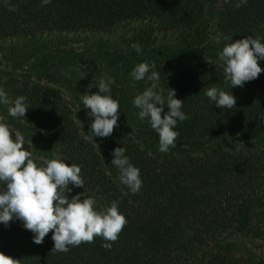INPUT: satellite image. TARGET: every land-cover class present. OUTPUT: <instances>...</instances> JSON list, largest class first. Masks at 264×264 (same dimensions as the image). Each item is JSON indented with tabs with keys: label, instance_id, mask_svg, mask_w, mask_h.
Here are the masks:
<instances>
[{
	"label": "trees",
	"instance_id": "16d2710c",
	"mask_svg": "<svg viewBox=\"0 0 264 264\" xmlns=\"http://www.w3.org/2000/svg\"><path fill=\"white\" fill-rule=\"evenodd\" d=\"M8 3L16 5L17 11H9ZM238 3L51 0L41 6L42 0H0V44L48 34L105 32L123 23L150 21L177 34L182 47L176 55L192 60L207 48L211 34L203 25L207 13L215 17L213 33L232 42L252 36L264 43V0H247L236 8ZM160 64L150 61V72L160 73L157 89L166 97L167 89L175 90V98L184 101L181 110L190 117L177 122L175 147L160 152L158 134L147 119L148 132L123 130L121 112L112 135L98 137L112 159L113 149L122 147L129 162L139 168L143 183L137 198L109 176L105 156L84 139L64 94L46 86L31 89L27 83L16 93L11 89L19 83L13 81L8 87L10 100L24 96L29 108L23 120L49 138L62 162L81 168V189L99 200L96 210L118 201L127 224L110 250L101 247L104 241L96 237L91 244L70 246L67 253H50L54 247L51 232L42 245H36L33 234L23 226L0 224V253L20 264H264V123L260 119L264 71L242 88H230L221 64L199 62L186 71ZM213 86L236 98L233 109H219L207 98L205 90ZM115 93L119 110L125 109V95L121 90ZM10 130L15 139V131ZM24 149L30 151L25 143ZM33 160L37 166H46ZM238 237L257 240L259 249L251 256L226 250L238 249Z\"/></svg>",
	"mask_w": 264,
	"mask_h": 264
},
{
	"label": "clouds",
	"instance_id": "9594fccd",
	"mask_svg": "<svg viewBox=\"0 0 264 264\" xmlns=\"http://www.w3.org/2000/svg\"><path fill=\"white\" fill-rule=\"evenodd\" d=\"M49 3L51 0H42L41 6ZM246 3L247 0H240L235 7L240 8ZM8 10L15 12L17 6L8 3ZM216 42L219 43V38ZM131 47L137 54L142 51L138 43ZM218 57L224 66V82L230 88H242L246 82L254 81L264 71L258 63L264 60V43L259 38L248 36L228 43L218 53ZM130 75L135 82H150V86L136 95L132 103L139 109V119H147L158 134V150L167 153L175 147L179 135L174 131L177 122L190 119L181 110L184 101L175 98L173 89H167L166 99L156 91L160 73L150 72L147 62L136 65ZM114 84L115 80L105 75L99 81L98 93L86 92L80 95L83 107L90 109L86 115L92 118L89 131L84 135L87 141L93 143V137L108 138L114 128L118 127L120 106L111 96V86ZM132 86L135 87V84ZM205 95L219 109L231 110L236 105V98L231 93L216 86L206 89ZM25 100L24 96L10 100L6 91L0 88V104L9 105L7 111L10 117L24 119L29 109ZM165 107L167 112H164ZM260 119L264 123V113ZM3 120L4 117L0 116V224L8 227L11 221L22 222L23 228L33 234V243L36 245H42L44 238L51 232L54 247L50 253H67L70 246L91 244L96 237L104 241L101 247L110 250L127 224L125 216L119 212V202L113 201L103 211H97L96 200L92 197L79 193L69 198L67 194L72 192L69 185L75 188L84 186L81 168L75 164L69 166L58 157L46 161V166H37L32 159V152L24 149L23 135L16 132L13 139L9 126ZM111 154V165L119 170V182L132 194L139 192L143 183L139 168L129 162L124 148L117 147ZM81 195L85 197L83 200ZM0 264H20V260L0 253Z\"/></svg>",
	"mask_w": 264,
	"mask_h": 264
},
{
	"label": "rangeland",
	"instance_id": "374dc122",
	"mask_svg": "<svg viewBox=\"0 0 264 264\" xmlns=\"http://www.w3.org/2000/svg\"><path fill=\"white\" fill-rule=\"evenodd\" d=\"M214 19L215 17L210 13L204 17L203 25L210 28L211 34L205 42L207 44L205 51L200 53L197 59L192 60L181 59L176 55V50L182 47L177 34L164 31L156 23L150 21L123 23L105 32L48 34L33 39L10 40L0 44V88L6 91L8 97L11 96L8 94V87L13 86V81L19 83L16 88L11 89L16 93L23 89L21 86L25 83L31 89L39 85L59 90L68 100L73 119L85 135L92 121L86 115L87 111L83 107L80 95L86 92L98 93L99 81L107 75L118 83L117 86H111L112 98L117 97L115 91L118 90L125 95V109L119 110L123 130L131 134L136 131L145 133L150 128L146 121L139 119L137 115L139 109L133 106L132 101L136 95L141 94L148 87V83L146 80L133 81L131 71L142 62H147L150 66L151 60L160 61V66L165 69L170 68L177 71L189 70L199 62L223 65L219 61L218 53L232 41L217 32L213 33ZM217 38H219V43L216 42ZM134 43L141 46V53L137 54L131 47ZM171 52L173 55H170ZM262 61L264 60L258 61L261 69L264 63ZM10 75H14L15 78H10ZM133 84L135 87L132 86ZM156 91L166 99L161 90L156 89ZM8 107L9 105L0 104V116L4 117L3 122L10 129L23 135L24 143L29 146L33 159L46 164V161L57 158L55 146L49 138L27 124L23 118L10 117ZM93 143L105 156L106 171L109 176L117 180L120 188L130 197L137 198V194H132L125 185L119 182V170L111 165L112 157L103 151L98 137H93ZM69 187H72L71 196L83 193L85 197L94 198L96 204L99 202L89 192L72 185ZM84 196L81 195V200L85 198ZM9 225L23 226L18 220L9 222ZM236 244L238 249L234 246L225 247V249L229 251L235 249L236 254L240 256L243 254L251 256V253L259 249L260 243L250 237H238ZM213 249H216L215 246Z\"/></svg>",
	"mask_w": 264,
	"mask_h": 264
}]
</instances>
